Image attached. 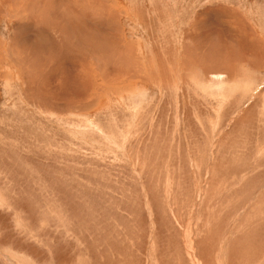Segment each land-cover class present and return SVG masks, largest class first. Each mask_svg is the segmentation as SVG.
I'll return each mask as SVG.
<instances>
[{
    "label": "rangeland",
    "instance_id": "374dc122",
    "mask_svg": "<svg viewBox=\"0 0 264 264\" xmlns=\"http://www.w3.org/2000/svg\"><path fill=\"white\" fill-rule=\"evenodd\" d=\"M262 258L264 0H0V264Z\"/></svg>",
    "mask_w": 264,
    "mask_h": 264
},
{
    "label": "bare ground",
    "instance_id": "6f19581e",
    "mask_svg": "<svg viewBox=\"0 0 264 264\" xmlns=\"http://www.w3.org/2000/svg\"><path fill=\"white\" fill-rule=\"evenodd\" d=\"M52 19V18H51ZM231 229V228H230ZM238 244V243H237ZM229 247L227 248V246L225 247V246H223V248L222 249H220V252H219V254H217V256L215 257V259H217V261H218V263H220V262H224L226 259H229L230 258V255L229 256H227L228 254H229ZM221 252H222V254H223V256L221 255ZM204 254V253H203ZM205 255V254H204ZM203 255V257H205ZM215 255V254H214ZM207 257V256H206ZM251 259V258H250ZM252 259H253V256H252ZM263 259V258H262ZM209 260V259H208ZM264 260V259H263ZM253 261V260H252ZM261 262H263V261H261ZM216 263V262H215ZM255 263V262H254ZM260 263V262H259ZM200 264H202V263H200ZM225 264V263H224ZM264 264V263H263Z\"/></svg>",
    "mask_w": 264,
    "mask_h": 264
}]
</instances>
